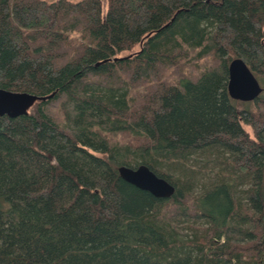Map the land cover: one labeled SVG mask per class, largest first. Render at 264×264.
<instances>
[{
    "label": "trees",
    "instance_id": "obj_1",
    "mask_svg": "<svg viewBox=\"0 0 264 264\" xmlns=\"http://www.w3.org/2000/svg\"><path fill=\"white\" fill-rule=\"evenodd\" d=\"M236 57L264 78V0H0V88L44 97L0 117V264H264ZM139 164L173 194L120 179Z\"/></svg>",
    "mask_w": 264,
    "mask_h": 264
},
{
    "label": "water",
    "instance_id": "obj_2",
    "mask_svg": "<svg viewBox=\"0 0 264 264\" xmlns=\"http://www.w3.org/2000/svg\"><path fill=\"white\" fill-rule=\"evenodd\" d=\"M226 70V92L231 99L252 101L258 96L262 89L241 58L231 59L227 64ZM50 96L48 95L47 97ZM40 99H44V97L0 88V117L15 118L25 115L27 109L36 100ZM116 170L120 179L140 190L148 192L155 198L166 199L174 192V187L169 181L156 175L144 164L134 167L119 165Z\"/></svg>",
    "mask_w": 264,
    "mask_h": 264
},
{
    "label": "rangeland",
    "instance_id": "obj_3",
    "mask_svg": "<svg viewBox=\"0 0 264 264\" xmlns=\"http://www.w3.org/2000/svg\"><path fill=\"white\" fill-rule=\"evenodd\" d=\"M44 1H51V0H44ZM70 1H76V0H70ZM257 82H258V84H259V86L260 87H264V78H258L257 79ZM261 93V96H263L264 97V89H263V91H260Z\"/></svg>",
    "mask_w": 264,
    "mask_h": 264
}]
</instances>
